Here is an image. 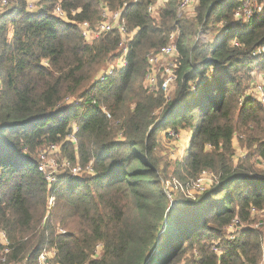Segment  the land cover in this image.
Returning <instances> with one entry per match:
<instances>
[{
  "label": "trees",
  "instance_id": "obj_1",
  "mask_svg": "<svg viewBox=\"0 0 264 264\" xmlns=\"http://www.w3.org/2000/svg\"><path fill=\"white\" fill-rule=\"evenodd\" d=\"M153 2L41 0L28 12L18 0L0 16V232L7 241L0 264H36L43 249L54 251V264L260 262V229L242 228L234 240L226 230L264 209V169L256 168L264 167V108L244 84L252 71L264 75V12L241 21L234 0H198L189 23L177 15L179 0L149 12ZM56 5L73 22L55 16ZM104 6L122 10L130 37L126 67L94 82L101 66L122 56L123 37L110 30L85 40L76 23L94 26ZM213 23L222 25L210 29ZM170 43L179 66L166 100L144 77L147 53ZM159 128L190 129L173 170L180 182L203 170L217 182L194 198L178 191L171 202L153 153ZM236 138L247 151L234 161ZM49 145H59V160L90 165L93 175L65 173L50 185L35 158Z\"/></svg>",
  "mask_w": 264,
  "mask_h": 264
},
{
  "label": "built area",
  "instance_id": "obj_2",
  "mask_svg": "<svg viewBox=\"0 0 264 264\" xmlns=\"http://www.w3.org/2000/svg\"><path fill=\"white\" fill-rule=\"evenodd\" d=\"M167 0H154L153 4L148 7L149 12H152L155 8L161 6ZM224 3L229 2L230 0H221ZM237 3H240L234 11V18L236 20L241 21H249L253 16L262 14L264 12V0H234ZM18 0H0V16L7 10L13 8ZM41 0H25V9L28 12H35L42 8L40 4ZM198 4V0H179L177 15L180 16L182 13L187 12L189 10L194 9ZM122 10L118 9L115 11H110L107 6H104L102 9V19L92 26L87 21L77 22L76 25L84 37L85 40L92 39L97 37L103 32H107L110 30H117L122 35V56L118 58L116 65H112L108 67L104 72L100 75L98 74L95 78V82H102L108 76L113 74L115 71H120L124 67H126L125 54L127 53V47L124 45V40H128L130 37V33L126 31L124 26V22L121 18ZM53 14L65 22H73L71 18H68V14L65 10L61 8L60 5H56L53 10ZM174 35H171L170 40H173ZM264 53V50L262 51ZM171 58L170 62H167L163 67V77L160 82V86L156 84L157 82V66L163 59ZM147 63L149 66V70L144 77V85L149 90H157L160 89L163 91L164 95L169 90L172 83H174L177 79V69L179 66V62L177 59V52L173 45L170 43L164 47H162L158 51H150L147 53ZM253 99L257 100L264 108V75H261L259 81L254 83L251 90L248 93ZM76 128L74 127V131ZM69 141L76 142L74 135H69L67 138ZM50 153L54 154L57 158L52 160H47L46 155L42 154L40 157V161L37 160L38 170L44 175L47 182L51 185L56 182L58 176L64 175L66 172H58V166H62L66 168L68 171L72 172L74 175L81 171L89 170L93 173V170L90 165H88L85 170H81L78 166H72L71 163L66 159H58L60 154L59 145H49L47 146ZM71 174V173H70ZM211 179L210 183L216 182L217 177L210 171L203 170L199 177L190 183H186L185 188L187 190L192 189L193 187L197 188L198 193H202L205 189L203 188L201 182L204 178ZM176 189H180L184 192V195L190 198H194L193 194L190 191H184L182 185L179 181L173 179L170 183L168 190L165 189L167 197L172 202L173 199V191ZM253 213L259 212V210H252ZM264 212V209L260 210ZM252 213V214H253ZM261 222L256 223L254 226L257 227ZM253 227L252 225H249ZM247 225H243L239 219L234 218L231 223L227 226L226 239L234 240L238 232L242 228H246ZM1 243L0 245H7L6 237L3 232H0ZM212 250L216 253L217 256L221 254V247L218 243H214L212 245ZM7 252V249H4ZM55 253L53 250L43 249L38 257L36 264H54L53 257ZM258 264H264V252L262 253L261 260Z\"/></svg>",
  "mask_w": 264,
  "mask_h": 264
},
{
  "label": "rangeland",
  "instance_id": "obj_3",
  "mask_svg": "<svg viewBox=\"0 0 264 264\" xmlns=\"http://www.w3.org/2000/svg\"><path fill=\"white\" fill-rule=\"evenodd\" d=\"M126 1H130V0H126ZM161 9V8H160ZM195 11H196V7L192 10H189L187 12H184L180 15V18L182 21L186 20L189 23H194L195 22ZM219 25H222V23H213V27L210 26V29H217V27ZM211 33L208 36V39H213L215 34L214 30H210ZM216 33V30H215ZM172 59L169 57L167 59H163L160 64L157 66L156 70H157V76H159V78L162 79L163 77V67L166 65L167 62H170ZM112 65H116V61H110L106 64H104L103 66L100 67V69L97 71L96 75H100L102 72H104L108 67L112 66ZM261 75H263V72L260 71H252L250 73V79L249 80H244V84H245V92L249 93V91L251 90L252 86L254 83L259 81V78L261 77ZM177 81V79H176ZM176 81L174 83L171 84L169 90L167 91V93L164 96V98L166 100H172L174 97V93H175V88H176ZM95 82V80H94ZM68 103H70V101H73V98H67ZM162 119H160L159 121H161ZM190 129L189 128H179L177 130H174L172 128H159L157 131H155L152 135V140L154 142V156L156 161L158 162V166L160 169V175L162 177V183L164 184V189L168 190L170 183L173 181V179L179 181L174 175H173V170L177 167L178 163L183 159V156L185 155V152L188 149L189 146V141H190ZM234 161L237 160V158L243 156L246 153V149L245 148H241V144L238 142L237 138L234 140ZM44 154L46 155V159L47 160H52L54 161V159H56L57 157L54 156V154L50 153L48 150V147L44 146L42 149L39 150L38 154H36V159L37 160H41L40 157L41 155ZM59 159V157H58ZM260 161V160H259ZM256 168L259 171H262L264 169L263 165H261L259 162L256 164ZM58 172H66V173H71L72 172L68 171L66 168H63L61 165L58 166ZM76 174H85L86 176H90L93 175L91 171L86 170V171H81L79 173ZM75 174V175H76ZM208 178H204L201 182L203 188L206 190L208 189L212 184L216 183H210ZM180 182V181H179ZM180 184L182 185V188L184 191H190V193L193 194V196H197L199 195L197 188L193 187L190 190H187L185 188V185L180 182ZM180 191L181 193L184 194V192L180 189H176L173 191V194ZM176 195V194H175ZM177 196V195H176ZM179 196V195H178ZM251 220L253 219V221L250 222H245L242 223L243 225H252L254 228H258L260 229L262 235H264V212L259 211L257 213H253L251 215ZM258 222H261V224H258L257 227H255L254 225ZM227 233V231H226ZM1 238H0V243H1ZM37 262V260H36Z\"/></svg>",
  "mask_w": 264,
  "mask_h": 264
},
{
  "label": "water",
  "instance_id": "obj_4",
  "mask_svg": "<svg viewBox=\"0 0 264 264\" xmlns=\"http://www.w3.org/2000/svg\"><path fill=\"white\" fill-rule=\"evenodd\" d=\"M159 248V241L156 243L155 247L153 248V251L151 252L150 258L153 255L152 253H155L156 251H158ZM145 264H148V261H146Z\"/></svg>",
  "mask_w": 264,
  "mask_h": 264
}]
</instances>
